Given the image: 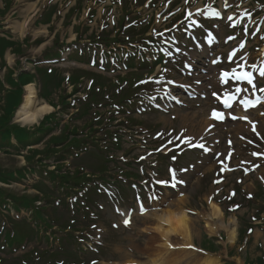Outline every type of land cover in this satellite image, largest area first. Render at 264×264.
<instances>
[{
    "label": "rangeland",
    "instance_id": "rangeland-1",
    "mask_svg": "<svg viewBox=\"0 0 264 264\" xmlns=\"http://www.w3.org/2000/svg\"><path fill=\"white\" fill-rule=\"evenodd\" d=\"M234 1L236 24H239L242 9L247 10L241 14L248 15L251 12L260 13L264 8V0ZM6 2L8 11L0 15V38L9 34L15 40L29 39L22 46L24 54L16 55L13 50H7L5 58L10 69L13 67L19 72L17 68H25L27 60H34L45 70L54 69L52 73L57 76L55 86L59 84L58 75L70 73L71 78L78 77L61 83L60 89L48 90L44 100L57 105L48 113H54L56 118L48 123L44 131L35 130L41 118L29 125L13 118L15 125L30 126L31 129H12L17 141L15 143L11 138V143H3L0 169H26L40 166L38 159L41 158L54 160L60 152L47 159L45 149L48 141L64 137V127L74 126L79 135L86 134L87 137L83 138L81 146L85 150L78 157L72 155L75 158H69L70 165L73 168L84 166L96 173L94 180L84 184L91 188L86 197L81 194L85 193L84 190L67 193L66 187H58L57 181H51L39 171H26L25 176L9 178L7 183L0 182V186L13 195L34 198L39 206L36 218L40 217L39 209H44L46 218L54 222L52 229L44 230V233L55 236L47 239L42 232L37 235L30 230L29 225H35L32 221L33 215L37 214L35 210L23 207L16 210L9 202L6 207L5 203H0V264H151L162 241L160 231L154 226H162L164 215L169 218L175 216L179 221L181 210L187 214L186 225L192 230L193 244L188 249L195 250L198 256L173 253L166 259L169 264H207L208 259L216 264H242L244 260L264 254V156L257 158L252 153L257 150L264 154V104L242 114L243 120L240 117L236 119V116L226 120L206 118L211 106L210 98L190 103L176 98L186 96L173 90L171 84L182 83L183 86L175 87L181 90L195 75L189 76L187 72L177 70L182 58L174 49L171 50L172 42L167 40L163 43L159 39L166 38L169 29L181 35L193 32V26L200 20L215 18L213 1L181 0V5L177 6L180 0H0V7H4ZM51 2H57L51 23L33 24L32 20L28 31L20 33L16 30L17 23L29 19L34 13L29 9L31 4L44 13V6ZM261 16L257 17L259 21ZM217 19L226 22L224 17ZM259 21L253 22L249 29L255 28L254 32L260 33L264 24ZM140 26L149 27L146 36L150 35L151 27L160 33L152 36L157 37L152 38L155 39L151 40L153 42H145L149 48L155 46L161 53L172 55L168 56L167 66L156 76L154 72L159 67L150 72L147 69L149 64L142 63L141 58L136 56V73L143 72L142 77L147 73L150 75L135 85L133 81L139 77L130 73L131 68H124L125 60L130 59L124 49V55H113L117 45L121 44L107 45L101 39L120 33L123 39L131 36L135 41L140 40L143 29ZM91 35L94 38L91 39ZM38 39L42 40L40 44L36 41ZM262 40L257 36L251 44L241 43L249 46L251 60L264 67V49L260 47ZM4 46L7 47L6 41ZM3 47H0V64L1 56L4 57ZM128 49L135 51L133 44H129ZM55 52L64 54L67 59L56 62ZM139 52L147 53L143 49ZM149 57L155 58L153 55ZM181 68L187 70L186 63ZM211 70L215 71L214 68ZM6 74L7 68H0L2 81ZM34 75L36 85L45 79L42 73ZM27 76L22 75L21 81H27ZM220 78L223 79L222 76ZM209 83H212L211 80L204 82L203 87L207 88ZM7 85L5 83V87L9 88ZM72 87H75L73 92ZM168 89L171 90L164 93ZM5 92L0 89L1 116ZM126 92L132 99L125 98L120 103V97ZM138 93L139 96H136ZM152 93H162L157 104L165 110L142 103L145 100L156 101L150 97ZM60 94L67 103L65 107L60 104ZM167 96L175 98L167 100ZM38 99L40 102L43 100ZM85 105L86 113L82 110ZM114 114L121 119L120 122L116 121ZM232 114L240 115L238 111ZM205 118L207 122H203ZM5 121V118L0 119V124ZM67 134V139H70L72 135ZM39 139V143L31 144ZM66 142L57 143L69 144ZM167 147L171 150L166 154ZM28 148L35 149L36 153L28 151ZM73 151L76 152L75 149ZM101 165L107 166L106 172L98 171ZM244 167H248L251 173L244 174ZM173 171L174 180L170 178H173ZM130 172L137 173L139 177L128 176ZM103 175L112 185L109 186L110 193L101 190ZM218 176H225V181L217 183ZM131 182H141L142 189L137 186L138 190H142L138 197L133 194ZM171 182H175L176 187L170 188ZM96 183L100 185L99 192L94 186ZM46 185L52 190L47 199L40 190V186L46 189ZM231 190L237 192L233 198L229 193ZM7 198L10 201L9 195ZM181 198L185 200L179 202ZM212 202L223 208L225 222L235 219L237 229L251 225V231L246 229L247 233L241 241L237 233L233 242L229 241L223 229L209 235L205 224ZM121 208L129 210L130 223L125 224L121 220ZM171 222L173 227H179L175 219ZM166 223L164 221L162 227L167 228ZM33 233L37 236L30 237ZM153 236L158 241L148 243V238ZM168 237L169 241L177 242V250L185 241V236L179 232L172 231ZM205 238L213 242L204 244L202 241Z\"/></svg>",
    "mask_w": 264,
    "mask_h": 264
},
{
    "label": "bare ground",
    "instance_id": "bare-ground-1",
    "mask_svg": "<svg viewBox=\"0 0 264 264\" xmlns=\"http://www.w3.org/2000/svg\"><path fill=\"white\" fill-rule=\"evenodd\" d=\"M16 30H18L20 33H24L26 30V21L17 23ZM36 87L33 83H29L25 85V95L24 100L21 104V106L18 108L17 115H16V121L21 123H33L35 122L40 116H42L45 113H48L52 110V106L48 103L39 102L36 94ZM207 122L206 118L203 120V122ZM205 123H203L204 125ZM185 199L181 198L178 201L183 202ZM164 220H161V225L163 226V222L167 224V228L160 227V226H154V229L160 231L162 238L160 241L161 248H159L158 252L155 254V257H152V263L151 264H169L166 262L167 257L171 256L173 253H181L183 255H193L195 257L198 256V254L194 251H190L188 249V246L193 244L191 233L192 230L187 227L186 223L188 221V216L185 213V211L181 210L179 221L177 218L171 217L169 218L168 215H164ZM224 214L220 207L215 202H212L210 204V215L207 218L205 229L206 232L210 235H215L217 232L221 229L225 230L227 237L230 242H233L236 239V221L235 219H230L228 222H225L223 220ZM173 219L176 220V223L179 222V227H173L172 222ZM121 220L125 223V221H128L130 223V217L122 215ZM228 223V224H227ZM127 224V223H125ZM170 224V225H169ZM172 228H178V229H172ZM180 230V231H178ZM179 232L185 236V241L180 244V249L177 250L175 247L177 246V242L170 240L169 241V233L170 232ZM151 237V236H150ZM148 238V243H153V241H158L155 236L152 238ZM154 248V247H153ZM152 248V249H153ZM174 258V257H172ZM188 258V257H185ZM171 259V258H170ZM132 261V260H130ZM207 264H216L213 260H206ZM117 264V263H115ZM124 264H134V263H124ZM137 264V263H135ZM150 264V263H149ZM204 264V263H202Z\"/></svg>",
    "mask_w": 264,
    "mask_h": 264
},
{
    "label": "trees",
    "instance_id": "trees-1",
    "mask_svg": "<svg viewBox=\"0 0 264 264\" xmlns=\"http://www.w3.org/2000/svg\"><path fill=\"white\" fill-rule=\"evenodd\" d=\"M6 41V44L8 45H14V42H9V40H5V39H2L0 40V47H3V42ZM7 45V46H8ZM5 48V46L3 47ZM20 50V49H19ZM11 71L9 72V76H8V82H10V84H15V81L14 79L11 77ZM19 94L20 92L17 91V92H10L8 95H7V100H6V106H5V112L4 114L2 115V117H0V119H6V121L4 123H1L0 124V147H3V143L4 141L10 136H8V133L9 132V127L7 126L10 119H11V116H12V110L14 109V107L17 105L18 103V100H19ZM13 108V109H12ZM86 110H84L85 112ZM4 117V118H3ZM14 127H17V126H14ZM17 128H20V127H17ZM74 133L76 131H73ZM68 135L65 134L64 137H62L63 139L67 138ZM75 145L76 147L79 146L80 144V139L77 138V137H73L72 141L69 142V144H66L68 146L65 147L64 145V150H69V147ZM46 151H48L47 155L49 156H52L57 150H56V145H54L53 147H47ZM49 156V157H50ZM63 156L61 155L60 158H62ZM60 166V165H59ZM58 166V168H60ZM107 166L105 165H101L100 166V169L98 170L99 172L101 171H104L106 169ZM22 171H19L16 176H22ZM8 178H15L14 175H13V172H10V171H5V172H2V170L0 169V179L1 180H8ZM50 178L51 179H55V178H58L59 179V184L61 185H65V186H69V187H78L81 185V183L84 181V180H88L85 178V176H70L69 174H56V172H52L50 174ZM47 189L49 190V188L47 187ZM10 195L11 196V201L13 202V205L16 207V208H20V207H24L26 209L28 208H33L34 207V198H31L28 197L27 195L25 196H17V195H13L11 193H8L7 190H4L3 188L0 187V201H5L7 199V195ZM49 194L47 192H45V196H48ZM39 212L37 211V215ZM39 219H41L39 217ZM41 220H44V219H41ZM36 221V220H35ZM35 227H38V226H41L39 225L37 222H35ZM40 224H45L46 227H52V225L47 222L45 223H40ZM71 225V224H70ZM30 226V225H29ZM30 230H33L34 232L36 231V229L34 227H31L30 226ZM9 235V234H8ZM255 264H264V259L262 257H257L254 261Z\"/></svg>",
    "mask_w": 264,
    "mask_h": 264
},
{
    "label": "snow or ice",
    "instance_id": "snow-or-ice-1",
    "mask_svg": "<svg viewBox=\"0 0 264 264\" xmlns=\"http://www.w3.org/2000/svg\"><path fill=\"white\" fill-rule=\"evenodd\" d=\"M214 14L215 15H219L218 12H215ZM229 19H231V17H229ZM230 75L232 76L233 79L247 80L249 83H252V74L251 73H249V72L237 73L235 71V69L233 70L232 73H229V72H223L222 73V77L225 78V81H224L225 83H227V79L226 78L229 77ZM261 76H264V70H261ZM237 91H241V89L237 88ZM225 105L229 106V107L231 106V105L228 104L227 101H225ZM213 117L219 119V118H222V114L217 113V112H213ZM174 179H175V172L173 171V180ZM158 183H167V181H158ZM173 186H175V185H173ZM125 223H128V221H125Z\"/></svg>",
    "mask_w": 264,
    "mask_h": 264
}]
</instances>
